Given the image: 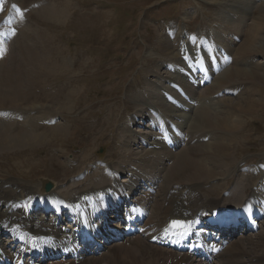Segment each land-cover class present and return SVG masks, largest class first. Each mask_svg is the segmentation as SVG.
I'll list each match as a JSON object with an SVG mask.
<instances>
[{"label":"bare ground","instance_id":"bare-ground-1","mask_svg":"<svg viewBox=\"0 0 264 264\" xmlns=\"http://www.w3.org/2000/svg\"><path fill=\"white\" fill-rule=\"evenodd\" d=\"M240 2L248 3L244 0H234L233 6L236 13L243 12L238 5ZM28 3L29 0H0V155L4 157L9 152H28L30 149L34 151L43 146L53 149L52 145L57 144L58 140L67 138L69 129L64 119L66 114L73 110H76V113L82 110L84 113V117L80 114L77 120L71 121V124L75 134L81 135L78 138L85 156L81 165L75 164L72 167L71 173L73 174L91 160L89 152L91 147L95 146L94 144L106 143L109 133L114 134L121 127L124 138L121 145L125 151L131 145L126 141L127 133L138 134L133 128L142 127L145 120L151 121L153 127L161 131L165 129L166 133L163 136L153 134L150 138L141 140L150 149L146 153V155L148 154L147 163H145L147 167L128 166L127 168L123 159H121L122 165L116 164V161L113 160L110 161V165L116 164L119 168H108V170L112 169L110 170L112 180L105 171L98 168L84 182L73 181V184L60 195L55 189L48 196H44L40 194L43 193L41 185L22 184L13 179L0 178V234L6 233L9 236L4 241L0 240V263L93 264L95 257L103 251L113 252V248L118 249L119 252L123 250L122 246L124 245H119L121 243L113 244V239L116 238L119 241L131 242L134 246L136 250L131 248L128 252L130 254H126V257H129L128 261L134 264H159L161 258L158 257L157 248L170 253L166 258H162L165 260L164 264H167L171 258L173 260L171 259L170 264H264V252H260L261 244L255 241L260 237L258 235H263L262 233L238 239L225 250L222 247L223 244L232 242L226 236L229 232L226 229L227 226L234 224L239 218L255 224L253 216L263 215L264 162L259 163V168L256 171L254 168L248 169L251 173L259 172V175L251 177L246 174V178H243L244 180L239 183L236 191L227 199L235 200L237 203L232 204L235 207L227 206L229 205L226 203L227 200L222 199L221 196L213 197L201 194L203 186L210 180L216 179L220 174V178H224L231 168H234L232 171L235 172L236 168L240 167L241 163L238 162L236 153L241 152L239 151L241 148L240 138L245 135V131L248 129V120L245 119V116H255L264 110V100L260 96L263 91L255 87L256 84H259L255 83L258 80L264 83V75L261 72L252 73L232 69L224 75L223 79L215 81L221 71L225 69V66H221L219 71L216 68L215 73L209 72V80L206 82L209 86L204 90V94H201L202 97L197 98L195 84H191L187 80L184 81L186 84L182 83V86H179L184 77L180 78L176 75V71L172 72L171 65L161 61L154 69L150 70L152 64L148 63L144 71L146 74H152L151 77L159 81V85L156 82H147V87L159 89L160 84H169L166 88H160L163 90L164 96L157 102L147 104L148 107H145L146 105L141 101L140 105L137 102L138 106H133V108L129 104L121 105L118 102L119 91L117 89H104L101 90V93L107 97L86 109L84 108L86 100L79 90L83 87L79 88L80 86H78L79 72L71 70L72 64L66 57L67 50L60 48L53 38L56 28L63 29L68 23L73 10L72 1L58 0L56 5L49 4L34 13L26 10ZM230 10L233 11V7ZM261 10L259 19L262 23L257 24L254 30L249 31L247 41L245 43L242 41L239 45L240 47L244 43L238 51L242 58H249L264 52L262 50L264 49L262 43L264 37L260 36L264 31V7ZM34 14H38L46 23L49 21L53 24L46 26L45 30L42 27V31L38 30V27H34L28 21L34 17ZM42 23L40 22V24ZM227 25H220L217 32L224 36H232ZM51 26L53 27L51 28ZM225 27L227 28L224 31ZM206 38L205 45L211 42L209 36ZM217 38H220L219 35ZM10 39L14 44L13 49L7 46ZM233 39L235 40L234 35L230 40L225 38V41L229 42ZM221 42L223 43V40ZM237 46L238 44L235 45V47ZM178 47L187 50L193 47V40L188 37L185 31L181 32L175 41L163 37L157 43L155 50L161 54L164 53L170 59L175 55V50ZM224 47L221 46V49L223 50ZM170 51L171 55H169ZM233 52L235 53V50ZM190 54L192 55L191 52L188 53L189 56ZM219 55L221 53L217 55L221 65L223 58H220ZM28 60L41 61V67L36 69L41 73L33 75L32 71V73H28L27 67L21 66L25 65ZM18 61H20L19 64ZM250 63L254 64V62ZM15 65L19 66L15 67ZM255 66L259 68L258 65ZM8 67L10 70L6 72ZM217 72L220 74L215 77ZM188 75L191 80L192 75L190 73ZM32 76L37 79H31ZM65 78L67 79L65 80ZM234 82H253L254 86L251 87L246 83V86L241 88L236 87ZM61 83L65 86L64 89H61ZM38 85L44 87L38 89ZM227 85L232 86L225 87ZM213 87L215 95H209L208 92ZM179 89L184 93L181 98ZM36 92L40 94L38 95ZM61 92H66V94H61ZM152 94L154 93L152 92ZM130 96L132 95L130 94ZM138 97L143 99L145 96L138 94ZM215 98L218 99L217 101L231 100L228 102L231 107H226L221 112L213 111L212 114H206L203 122L199 123L203 132L201 135L194 137L193 134H187L185 124L193 120L199 109L210 110ZM109 103L110 105H108ZM26 104L30 105V108L25 111L29 109L43 111H37V117L34 118L26 117L19 120L18 123L11 121L16 119L17 115L19 116L18 111ZM98 107L100 109H97ZM43 108H47V110L44 111ZM23 110L21 109L19 112L21 113ZM132 112L134 114L131 117L135 116L129 119V113ZM154 117L156 118L152 121L151 119ZM166 120L178 124L170 123L176 131L170 130L168 127L165 128ZM45 123L50 126L46 127ZM79 125L82 127L77 128ZM84 134L85 137L82 136ZM92 139L95 141L92 142ZM189 140L195 141V144L193 143L194 145L191 146L190 154H182L189 148L177 153L180 146ZM199 146H202L201 149ZM110 147L113 148V145ZM121 155L120 158L125 154ZM45 157H49V155L47 154ZM161 157H164L168 162H172L171 158L173 157L172 165L166 169V174L164 173V175H171L172 171V178L169 185L158 196L154 221L150 222L152 207L156 204L155 195L149 198L147 203L142 202L145 195L138 200L134 197L146 185H148L146 190L155 191V186L152 187L148 184L145 173H151L154 170L152 167L155 162ZM50 159L53 160L51 157ZM23 162L18 163L22 169ZM38 163L33 162L31 165L35 166ZM173 166L174 168H172ZM32 169L34 168L32 167ZM160 173L152 174V178L155 179ZM65 175L73 177L67 173ZM121 175H126L128 181L120 183L118 178ZM214 188L215 186L211 189ZM216 192L217 190L210 191V193ZM94 202L100 210L97 214L100 213L104 228L97 229V235L91 237L89 245L85 244L86 241L79 242L78 239L89 237L92 225L96 222V217L92 213L95 210ZM38 203L51 208L67 209L71 215L69 222L63 221L58 213H55V216L62 220L59 223L56 222L57 219L52 221L44 217L43 214L32 213L30 209ZM144 208L147 210L145 213H143ZM113 212L114 216L111 218L110 215ZM121 212L125 213L127 229L108 224L109 219L117 218ZM146 214L150 215V219L144 225L146 229L143 232L146 234L151 231L153 234L147 238L128 237L129 234L141 230ZM203 218L207 221V226L201 224ZM209 224L214 225V231ZM124 230L126 231L124 232L125 236L122 234ZM262 237L264 238V236ZM245 243L247 244L242 246ZM38 255H40L39 259H37ZM112 255L110 254L109 257ZM112 258L115 259L112 261L113 264L124 262L120 261L118 253ZM125 264L128 263L125 261Z\"/></svg>","mask_w":264,"mask_h":264},{"label":"rangeland","instance_id":"rangeland-1","mask_svg":"<svg viewBox=\"0 0 264 264\" xmlns=\"http://www.w3.org/2000/svg\"><path fill=\"white\" fill-rule=\"evenodd\" d=\"M56 1L58 0H29L26 10L32 11L34 13L36 10L39 11L41 8L49 4L56 5ZM71 1L73 3V10L70 13L69 21L65 24V28H56L53 38L56 44L60 45V48L67 50L66 57L72 64L71 70H76L79 72L78 86H80L79 88L83 87L81 88L82 90H79L82 92V95L86 100L84 107L86 109H89L93 104L107 97L105 94L101 93V90L104 89H117L119 91L118 102L121 105L129 104L132 107H135L138 106L137 102H139L140 105L141 101H143V103L146 105L145 107H148L147 104L157 102L161 97L164 96V92L162 89L160 90V88H166L169 86V84H160L159 89L148 88L146 85L147 82H156L157 85H159V81H156L151 77L152 74L145 73L144 68L146 65H148V63L152 64L150 70L154 69V67L161 61L171 65L172 72L176 71L177 76L180 78L184 77L181 80L179 86H182V83L186 84L184 81H189L188 78L190 76L188 75L187 77V74L190 73L194 82L197 83L195 84L197 98H201V94H204V90L209 86L206 84V82L209 80V72L215 73L214 71L216 68L219 71L221 66H225V69L221 71V74L220 72L215 74V77L220 74V76L216 78L215 81L223 79L224 75L232 69H239L252 73L261 72L264 75V52H260L261 54L258 53L249 58H242L241 54L238 53L241 46L247 41V33H249L251 30H254L257 27V24L262 23L259 19V14H261V9L264 7V0H244V2L248 3H238V5L243 10L241 13L235 12L233 6L234 0ZM231 7H233V11L230 10ZM28 21L29 24L33 25L34 27H38V30L41 31V27L44 28L43 30H45L46 26L48 27L50 26L49 24H53L49 21L46 23L42 18L39 17L38 14H34V17ZM40 22L43 23L40 24ZM224 24H228L227 27L231 30L232 36H224L217 32L220 29L219 26ZM52 27L53 26H51V28ZM227 27L224 28V31ZM183 31H185L188 34V37L193 40V47H191V49H180L178 47L175 50V55H173V57L170 59H168V56L164 53L161 54L159 51L155 50L157 43L161 41L163 37H168L171 38L172 41H175L179 38L180 33ZM262 32L263 35L260 36L264 37V31ZM217 34L220 38H217ZM233 35L235 40L233 39V41L231 40L229 42L225 41V38H229L230 40ZM207 36L210 37L211 42L205 45L204 40L207 39ZM222 40L223 43L221 42ZM242 41L244 43L239 47ZM262 43L264 44V41ZM236 44H238L237 47H235ZM7 46H9L11 49L14 48V44L11 40L7 43ZM221 46H225L223 50L221 49ZM234 50L235 53L233 52ZM188 51L191 52L192 55L190 54L189 56ZM231 52L235 55H232ZM220 53V58H223L221 65L220 60L217 57V55ZM169 55H171V51ZM35 61L36 60H28L25 65L21 66L27 67V71L29 70L28 73L32 71L33 73H31L33 75H37L38 73H41V71H37L36 69L40 68L42 63L41 61ZM19 62L20 61L17 63L19 64ZM250 62H254V64ZM255 65H258L260 69ZM18 66L19 65H15V67ZM202 66L205 70V73H207L206 75L203 74L204 71H197L196 68H194L198 67V69H202ZM9 70L10 67L6 69V72H9ZM204 76L205 79H203ZM31 79L36 80L37 78L32 76ZM66 79L67 78H65V80ZM246 83L251 85V87L254 86L252 85L253 82H234L233 84H236V87L243 88L246 86ZM255 83L260 84H256L255 87L258 90L261 89L263 91L260 96L264 100V96H262V94H264V83L260 80ZM232 85H227L225 87H230ZM43 87L44 86H37L38 89ZM61 87V89L65 88L62 83ZM214 90L215 89L213 87L211 90H209L208 94L215 95L213 92ZM152 92L154 94H152ZM258 93L260 92L258 91ZM36 94L39 95L40 93L36 92ZM61 94H66V92H61ZM130 94L132 96H130ZM138 94L144 95L145 97L141 99L138 97ZM179 94H181L180 89ZM27 95L29 97V94ZM181 97L182 94L180 98ZM217 100L218 99L215 98V102L218 103L215 104V102H213L210 110L206 108L199 109L194 115L193 120L185 124V132L187 134H193L195 135L194 137L201 135L203 132L202 126H200L199 123L201 121L203 122L206 114H212L213 111L221 112L222 110H225L226 107H231L228 105V102L231 100ZM28 104L23 105L19 111H21V109L24 110L21 113L18 111L19 116L17 115L16 119H12L11 121L18 123L20 122L19 120H22L26 117L34 118L38 114L37 111H43L32 109L25 111L27 108H30V105ZM55 104L58 105V103ZM108 105H110V103ZM198 107L200 106L198 105ZM97 109H100V107ZM46 110L47 108L44 109V111ZM134 112L129 113V119L135 116L134 115L131 117ZM80 114L82 117H84L82 110L78 111L77 113L76 110H73L66 114L64 119L65 121H63L68 126L69 134L67 133V138H64L65 140L60 139L56 142L57 144L52 145L54 146L53 149L43 146L38 150L36 149L37 151L30 149L28 152L22 151L24 153L9 152L10 154L8 153L4 157L3 155H0V178L13 179L21 182L22 184L41 186V179H46L57 184V193L60 195V193L63 194V192H65L73 184V181L84 182L88 176L96 172L95 170L98 168H101L100 170L103 172L106 171V168L118 169L119 166L116 164L120 163V165H122L121 159L126 162L125 164L127 168L128 166H133L134 168L147 167L145 166V163H147L146 158L148 156L146 153L150 149L141 140H146L153 134H162L160 130L154 129L151 121L145 120L142 124V127L133 128V130L138 134L132 133V135H130L127 133L128 136L126 141L130 142L131 144L127 151L123 150L121 145L124 142L121 127L118 131H116L117 133H109V138L106 143L98 142L97 144H94L95 146L91 147L92 151L90 150L89 152L91 160L87 161L84 166H81V168L75 174L71 173L72 167L75 164L81 165L85 157L83 147L81 146L82 144L79 143V138L81 135L75 134V130H73L71 124V121L77 120ZM155 118L156 117L151 120L154 121ZM245 119L248 120V129L245 131V135L240 138L241 148H239V151L241 152L236 153L238 158L237 160L239 163H241L240 167L236 168L235 172L232 171L234 168H231L229 172L226 173L224 178H220V174L216 179L210 180L208 184L203 186L201 194L206 196L212 195L213 197L221 196L223 197L222 199L227 200L230 198L231 194L236 191L239 183L244 180L243 178H246V174L251 175V177L259 175V172L251 173L248 171V169L259 168V163L264 162V110L255 116H245ZM53 122L56 123V121ZM172 122L173 121L169 120L166 121V125L170 129L174 128V126L170 125ZM45 124L47 125L46 127L50 126H48V123ZM173 124L178 125L175 122H173ZM79 127L82 126H77V128ZM83 133H86V131H83ZM82 136L85 137L86 135L84 134ZM91 141L93 142L95 139H92ZM113 142L114 144H112ZM193 143L195 144V141H187L185 144L180 146L181 148L177 151V153L189 148L188 151H185L182 154H190L191 146L194 145ZM112 145L113 148L110 147ZM199 147L201 149L202 146ZM47 154L49 157H45ZM121 154L125 155L120 158L122 156ZM50 157L53 158V160H51ZM171 159L172 162H168L164 157H161L152 167L154 170L151 173H145V176L147 175L146 177L148 182L156 183L158 188L155 195L156 204L154 207H152V218L150 222L154 221L153 218L156 210L157 198L160 193L169 185V181L172 178V171L171 175H164V173L166 174V169H168L173 163V157ZM113 160L114 162L116 161V164L110 165V161ZM19 162L24 163L23 169L21 168L20 164H18ZM33 162L39 163L35 166H32L31 163ZM159 162L162 164H158ZM32 167L34 169H32ZM172 168H174V166ZM66 173L72 175L73 177L66 176ZM159 173L160 175L158 177L155 179L152 178V174L156 175ZM125 176L126 175H121L118 178L119 181L127 182L128 179ZM108 177L112 180L111 175ZM214 186L215 188L211 189ZM211 190H217V192L210 193ZM144 193L147 192L144 189H141L137 193L136 197L139 198ZM234 201L235 200H227L226 203L229 204L227 206L235 207L232 204L237 202ZM42 211L43 210L40 208L35 209V212L41 213ZM66 212L67 210H64L63 214L61 213V216L64 220H66L68 217ZM42 214L44 217H47L52 221L56 220V216H54L52 213L45 212ZM149 219L150 215H148L145 219V224ZM202 222L204 223L205 220L202 219ZM263 223L264 216L260 217L257 221L255 230L250 231L248 230L250 228L247 227L246 222L241 220V222L235 226L233 240L236 241L243 237L255 236L262 233L263 235H258L260 237H258L255 241L261 244L260 252H264V238L262 237L264 236ZM114 224H118L119 227H124L126 222L123 220H117L114 223H110V225ZM152 234L153 232L150 231L146 234L147 236L136 234L133 238L138 236L146 238ZM0 238L1 240H5L7 239V236L1 235ZM233 240L232 243L234 242ZM232 243L224 245V250L227 249V247ZM246 244L247 243L242 246H245ZM121 245H124L122 246L123 250L121 252L117 251L118 249L115 248H113V252L103 251L95 257L96 259L93 264H113L112 261L115 259L112 258V256L116 255V253H118V258L120 261H124L120 264H125V261L128 264H134L128 261L129 257H126V254H130L128 252L131 248H134V246L131 244V242L121 243ZM157 250L159 251L158 257L161 259L163 257L166 258V256L170 254L165 252L164 249L157 248ZM110 254L113 255L109 257ZM161 259L159 264H164L165 260ZM171 259L168 260L167 264H170Z\"/></svg>","mask_w":264,"mask_h":264},{"label":"water","instance_id":"water-1","mask_svg":"<svg viewBox=\"0 0 264 264\" xmlns=\"http://www.w3.org/2000/svg\"><path fill=\"white\" fill-rule=\"evenodd\" d=\"M41 183H42V188L44 190V192H49L50 190H52L55 187V183L46 179H41Z\"/></svg>","mask_w":264,"mask_h":264}]
</instances>
